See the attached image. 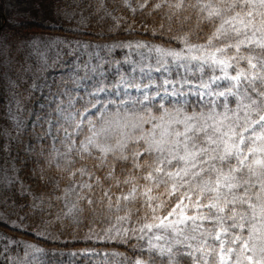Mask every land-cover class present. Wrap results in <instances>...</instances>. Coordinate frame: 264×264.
Masks as SVG:
<instances>
[{"label": "snow or ice", "instance_id": "1", "mask_svg": "<svg viewBox=\"0 0 264 264\" xmlns=\"http://www.w3.org/2000/svg\"><path fill=\"white\" fill-rule=\"evenodd\" d=\"M125 9L131 24L116 15ZM53 10L81 26L111 21L113 43L103 47L146 48L148 56L122 71L121 61L90 54L59 83L45 84L33 127L47 120L39 139L51 142L37 149L29 141L21 157L12 153L14 141L24 144V129L11 69L22 52H37L26 71L43 74L59 67V54L40 52L42 42L21 34L15 21L0 27L3 76L13 93L5 98L16 105L15 135L5 136L0 158L3 217L15 214L21 224L38 217L35 235L53 240L86 227V241L126 249L103 256L85 249L95 264H264V0H143L137 7L56 0ZM137 12L145 33L169 40L116 39L121 30L138 34ZM66 54L77 57L75 49ZM38 87L34 79L31 90ZM0 244V264H34L44 252L6 234Z\"/></svg>", "mask_w": 264, "mask_h": 264}, {"label": "rangeland", "instance_id": "2", "mask_svg": "<svg viewBox=\"0 0 264 264\" xmlns=\"http://www.w3.org/2000/svg\"><path fill=\"white\" fill-rule=\"evenodd\" d=\"M63 2V0H62ZM71 2V0H68ZM85 3H97V0H84ZM122 0H108L110 7H115L120 4ZM129 3L133 5V7H137L143 0H128ZM151 3H154L155 0H150ZM12 3L15 7H11L9 5V0H0V4L2 6V10L0 11V16L2 18V28L5 30L8 29L9 25L12 24L14 21L18 25L23 21H38L44 23L45 25L52 26V27H62L64 28V33H56V32H38V33H24L21 32L24 36L33 37L37 40L38 43H41L40 52L47 53V55L53 59L57 57V53L59 54V67L56 68H49L46 73L43 74H33L32 72L26 71L31 65H34L39 60V53L32 52L31 57L27 52H22L19 57V65H13L11 69V78L12 79H19L20 84L19 87L16 89V99H19L22 102V111L19 113V119L23 121L22 128L24 129L23 140L24 144H17L15 141L12 143V153L16 155L17 151L19 150V154L23 157L24 152L23 149L25 145L31 141L32 144L37 148H47L48 144L51 142L50 140H44L41 142L39 139L45 135V132L48 131L49 125L47 120L37 122L33 127V122L35 121V115L33 113H39V104L45 103L42 97L48 95V88L45 87V84H52L53 80L57 83L60 82L62 77H66V74H69V69L73 67L79 66V61L83 60L85 62L89 61L90 54H95L98 56H102L105 59H114L119 60L122 62V71H130L131 70V61H139L141 60V53L144 54L145 57L148 56L147 49H140L137 50L135 48L129 50L127 48L120 49H109L103 47L104 45H110L113 43V39L109 38H102L99 40L92 39L89 37H78L74 35V32L83 31V32H94L96 34L106 36L109 35L108 27L111 24V21L107 23H97V20L94 18L92 19L87 26L79 25L76 20L68 21L61 16H58L54 13L53 6L56 3V0H12ZM87 15V13H85ZM117 16L123 15L127 17L128 23L131 24L132 22V13L130 10L125 9L122 12H117ZM144 19L139 12L136 15V33L128 35L121 30V34L116 39L128 41L131 40L133 43L137 40L146 41L150 45L151 44H161L160 42L156 41L155 39L150 38L152 35L151 32L145 33L143 29L140 27L141 20ZM155 21L158 23L159 21ZM149 25L153 24V19L149 18L148 20ZM128 25L126 24L125 27ZM68 42H71V48L68 47ZM51 44L52 48L49 50L45 47V45ZM79 44V47L77 46ZM85 45H90L91 47L85 48ZM99 45L100 47H96ZM167 46V45H166ZM174 46V45H172ZM177 46V43H176ZM72 49L76 50L77 57L74 58L70 55H67V52H71ZM125 57H127V62H125ZM145 64L153 63L154 58L149 61L145 60ZM114 67H120V65H114ZM137 77L139 73H136ZM38 77V78H37ZM153 77L162 80V76L160 73L153 72ZM35 79L37 85L39 86L36 90H31V85L33 80ZM147 82V81H145ZM55 91V87L52 89ZM13 95L12 92L8 91L7 88V81L3 76V58L0 57V158L4 156V152L2 151L3 145L5 143V136L7 134L15 135V123L16 121L13 117L16 115L15 108L16 105L13 102L12 105H9L8 100L5 97H11ZM131 95L135 96L137 93L135 90L131 91ZM170 100L174 99L172 97L169 98ZM183 98H181L182 100ZM189 99L195 100V97H190ZM11 108V112L9 109ZM92 112L94 113L95 110L93 109ZM43 115V113H40ZM42 125V126H41ZM145 127H150V125H145ZM53 129V133H54ZM63 135V133H61ZM31 163H29L28 169L23 170L22 172L25 174H31L30 169L33 167ZM21 172V173H22ZM20 173V175H21ZM52 174H56L55 170L53 169ZM22 177V176H21ZM20 215H23L21 213ZM0 220L7 223L9 226L13 225L15 222L18 227H14L20 229L22 231H28L35 235L37 224L39 222L37 218H30L28 220L23 221V224L17 218V215L13 214L10 220H7L3 217V210L0 209ZM30 225V227H29ZM13 228V226H12ZM87 232L86 227H82L79 236L77 237L74 235L72 229H68L64 232L62 236L59 237L57 240H53L51 237H40L41 239H46L49 241H57V242H64V241H85L83 238L84 234ZM0 234H5L0 232ZM9 237H12L6 234ZM17 241L27 242L30 244H35L39 248L43 249L44 252L42 254H36V260L34 264H39V262L43 261L46 262L51 260L52 262H58L60 264H71V261L74 258L83 259L85 263H93L95 264V260L90 256L86 255L84 250L85 249H92L98 250L103 256L105 252L112 253L117 251L115 249H99L93 245L86 246L84 248L75 249V250H63V249H55V248H46L42 246L36 240H27L21 237H12ZM93 243H102L100 241H96L95 239L90 240ZM2 247V244H0ZM52 253H56L55 257L52 256ZM76 255H73V254ZM2 259V257H0Z\"/></svg>", "mask_w": 264, "mask_h": 264}, {"label": "trees", "instance_id": "3", "mask_svg": "<svg viewBox=\"0 0 264 264\" xmlns=\"http://www.w3.org/2000/svg\"><path fill=\"white\" fill-rule=\"evenodd\" d=\"M2 10V6L0 4V11ZM156 20L159 21V15H157ZM2 18L0 16V27H2ZM21 25H23L21 27ZM19 31L24 32V33H38V32H56V33H64V28L62 27H52V26H48L45 25L44 23L38 22V21H23L21 23H19L17 25ZM75 36L78 37H89L92 39H102V38H109V35L106 36H102L99 34H96L94 32H83V31H77L74 32ZM150 38L155 39L156 41L160 42V43H164L166 41L169 40L168 34L165 33L163 36H161L159 33L157 34V36H150ZM171 45L176 46V41H171ZM130 167V165H129ZM22 178H24L25 180L28 179L29 174H25V173H21ZM2 221V220H0ZM0 232L8 234L12 237H21V238H25L27 240H36L38 241L42 246L46 247V248H55V249H63V250H75V249H80V248H84L86 246H95L99 249H115L118 252H126V249L118 244H115L114 242H102V243H93L91 241H64V242H57V241H49L46 239H41L38 238L37 236H35L34 234H32L31 232L28 231H22L20 229L17 228H12V226H9L7 223H5L4 221L0 222ZM130 255V254H129ZM114 259H120V257H115ZM53 264H60L58 262H53ZM71 264H88L85 263L83 261V259H78V258H74V260L71 261ZM89 264H93V263H89Z\"/></svg>", "mask_w": 264, "mask_h": 264}]
</instances>
